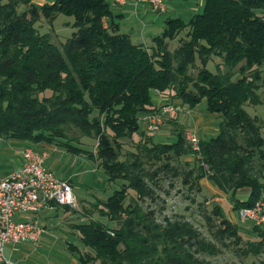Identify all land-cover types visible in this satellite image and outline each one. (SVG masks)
Wrapping results in <instances>:
<instances>
[{
	"label": "trees",
	"instance_id": "16d2710c",
	"mask_svg": "<svg viewBox=\"0 0 264 264\" xmlns=\"http://www.w3.org/2000/svg\"><path fill=\"white\" fill-rule=\"evenodd\" d=\"M18 5L25 9L18 11ZM109 7L107 0L0 3V138L61 146L94 160L108 180L123 181L100 203V216L111 225L91 218L71 225L81 249L71 243L67 248L78 264H212L198 254L217 255L225 237L236 243V227L216 205L211 213L220 225L213 240L181 216L156 221L154 211L140 202L151 195L146 180L159 168L146 173L142 164L163 158L160 169L175 176L177 168L166 162L194 154L193 179L210 181L235 213L264 202V119L243 108L261 104L264 17L255 11L264 8V0H201L200 12L186 22L166 19L148 48L118 32L119 15ZM58 13L71 16L74 28L60 49L34 28L39 18ZM183 29L185 39L169 51L167 40ZM213 56L220 59L214 71L206 67ZM196 60L199 68L192 76L188 70ZM165 91L188 108L203 100L208 113L221 117L215 135L198 139L193 151L174 127L170 143L146 137L150 143L139 148L144 162L137 152H129L132 159L121 155L120 140L138 132L143 115L167 104L155 103ZM72 130L96 138L94 151L67 136ZM191 174L188 170L182 183ZM241 188L247 189L244 199L236 196ZM252 231L258 238L245 242L240 253L264 256V226L253 225Z\"/></svg>",
	"mask_w": 264,
	"mask_h": 264
},
{
	"label": "rangeland",
	"instance_id": "374dc122",
	"mask_svg": "<svg viewBox=\"0 0 264 264\" xmlns=\"http://www.w3.org/2000/svg\"><path fill=\"white\" fill-rule=\"evenodd\" d=\"M8 0H0V3ZM53 0H31V4L39 6L42 3H49ZM140 0L139 2H141ZM165 7L163 13L153 12L149 7H138V1L125 0L129 2L126 6H115L112 0H107L110 10L115 14H122L123 18H116L118 23V32L125 33L129 36L132 43H142L148 48L153 45L151 38L159 35L162 32L164 21L168 18H179L186 22L188 18L200 12L201 0H161ZM18 11L25 9V6L18 5ZM264 17V8L255 11ZM73 18L64 14L58 13L50 20L39 18L34 23V28L38 33L48 35L49 42L57 48H61V43L70 36L74 28L71 26ZM185 31H179L173 39L167 40V49L171 51L179 44L180 40L185 39ZM220 59L213 56L207 63V68L214 71L215 64H219ZM199 68L198 60L192 68H189L188 73L194 76ZM264 68V65H263ZM260 88L257 91L261 104H245L243 108L250 116H255L258 121L264 119V70L260 69ZM173 91H165L158 94L156 97V105L162 103H172L180 107L175 119H171L175 125L163 121L160 128L155 132H147L142 125L139 124L138 132L130 138L120 140L119 153L128 157L129 152L138 153L141 160L143 154L139 149L143 142L150 143L146 137H151L154 143H170L175 140L172 135L174 127L181 129L182 136L186 132L193 133L197 139L206 140L215 135L218 127L219 117L217 114L208 113L204 108V101L201 100L195 107L188 108L184 104H180L177 98H171ZM173 125V126H172ZM215 130V131H213ZM142 132V134L139 133ZM215 132V133H214ZM67 136L74 137L76 144L85 148L88 151H94L96 138L89 136H81L78 131L72 130L67 133ZM4 141V140H0ZM0 142V148L2 145ZM144 142V143H145ZM24 143V142H23ZM26 143V142H25ZM12 150H18L17 146H8ZM264 148V146H263ZM4 153V154H3ZM8 151L0 152V165L5 170L11 165L10 161H4ZM16 155V154H15ZM130 156V155H129ZM71 159L67 164L63 163L64 168L71 169L76 173L72 179V193L80 199L87 200V204L79 205L76 201L75 207H68L70 211L65 213L62 210H57L47 221H45L43 232L38 237L37 246L29 247V249L18 247L15 250L8 252L5 248L3 256L12 264H78L73 259L67 248L68 243L76 245L81 249L78 241V236L71 224L87 222L89 218L98 219L104 224L111 225L108 219L100 216L103 211L101 201L104 200L113 190L119 188L122 180L116 179L110 181L102 172V169L97 166L96 162L89 157L82 156H67ZM122 157V156H121ZM133 156H130L132 159ZM67 158V159H68ZM128 157V159H130ZM165 159L159 161L144 162L142 164L146 173H150L155 168H159L155 177L152 180H146L148 187L151 190V195L145 197L140 205L144 209L154 211L156 221L162 222L164 217L181 216L192 224L196 230L206 239L213 240L217 228L220 225L219 216L211 213V208L216 205L220 211V215L231 222L236 227V233L240 237L236 243L233 238L225 237L223 242L225 246H219L220 252L215 256L198 254V257H204L212 264H258L259 259H263V255L254 256L250 253L245 256L241 255L240 249H243L245 242L255 241L258 237L252 231L253 223L249 220L239 221L237 214L231 209L227 197L224 194L213 193V184L208 181L200 183V179L196 181L193 176L197 173V159L194 154H186L179 157H173L166 163L169 167L175 166L177 174L172 176L169 171L160 169V166L165 163ZM191 170L192 174L187 176V183H182V178L185 173ZM54 174V173H53ZM56 177V175H54ZM57 178V177H56ZM60 179V178H59ZM76 193V194H75ZM128 195L133 196V192L129 190ZM77 198V197H76ZM219 199V200H216ZM264 208V202H263ZM40 215V214H39ZM38 215V216H39ZM37 221L42 226V220ZM209 220H206V218ZM28 244V243H25ZM12 248V249H13Z\"/></svg>",
	"mask_w": 264,
	"mask_h": 264
},
{
	"label": "built area",
	"instance_id": "2783aa9c",
	"mask_svg": "<svg viewBox=\"0 0 264 264\" xmlns=\"http://www.w3.org/2000/svg\"><path fill=\"white\" fill-rule=\"evenodd\" d=\"M122 5L125 0H114ZM140 0H134V2ZM156 13H163L161 0H145ZM180 107L176 104H162L141 117L147 132H155L164 119H175ZM184 139L193 151L198 150V139L193 133H184ZM20 167L0 178V264H12L3 256L4 249L21 243L37 246L43 232L37 216L54 205L76 206V198L68 180L59 179L45 166V154L31 148L21 152ZM239 221L249 220L253 225L264 226V208L261 201L252 208L236 211Z\"/></svg>",
	"mask_w": 264,
	"mask_h": 264
},
{
	"label": "crops",
	"instance_id": "0c3cea01",
	"mask_svg": "<svg viewBox=\"0 0 264 264\" xmlns=\"http://www.w3.org/2000/svg\"><path fill=\"white\" fill-rule=\"evenodd\" d=\"M112 2H113V4L115 6H121V7L126 6V5L129 4V2H127V3H124V4L120 5V4L116 3L114 0H112ZM137 6L138 7L146 6L148 8V4L145 2V0H142L141 2H139ZM113 14H115V13H113ZM118 15H119L118 18H123L124 17L120 13ZM213 131H215V130H213ZM0 140H4L3 142L0 141V142H2V145H1V148H0V152L1 151H8V153L6 155V157H8V159L3 158V160L5 162L6 161H10L11 162V165L6 167L7 170H5L3 168V166L0 165V178L8 175L9 173H11V172H13L15 170H17L20 167L21 162H22V158H21L22 150L25 149V148H32V149H34L37 152H41V153L45 154V159H44L45 166L48 169H50L52 171V173H54V175H56L57 178L68 180V182L70 183L71 187H72V184L74 185V182L72 181V179H73V177H74V175L76 173L72 172V170L70 168L69 169L64 168L63 163L67 164L68 162L71 161V159L68 158L67 156L71 157V156H76L78 154H74V153H71L69 151H66L61 146L47 144V143H44V142L31 143V142H28V141H20V140L9 139V138H0ZM10 145L17 146L18 150H15V151L12 150L11 148L8 147ZM78 156H82V155L79 154ZM205 182H208V180H206L205 178H201L200 179V183H205ZM212 191H213V193H220L221 194V192L218 191L215 187H213ZM246 194H247V189L246 188H241V189L237 190V192H236V196L239 199H244ZM74 196H75V198L77 197L76 201L78 202L79 205L82 206V205H85V204L88 203L87 200L80 199L77 196V194L74 195ZM216 200H219V199H216ZM57 210H62V212H64V213L66 211H68V212L70 211V209L64 208V206H61V205H53L52 208L42 211L40 213V215L38 216V220H39V218L42 220V224H41L42 227H44L43 223H45V221H47L48 218L53 213H55V211H57ZM15 246H17L16 248L22 247V248L29 249V247H31V244L30 243H28V244L21 243V244L15 245ZM15 246H8L6 248L8 249V252L10 253L11 251L16 249V248H13Z\"/></svg>",
	"mask_w": 264,
	"mask_h": 264
}]
</instances>
